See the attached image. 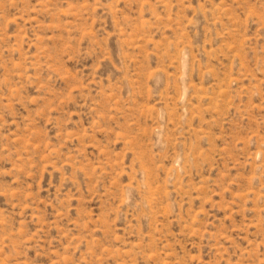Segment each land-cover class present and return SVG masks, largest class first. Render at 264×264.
Segmentation results:
<instances>
[{
  "label": "rangeland",
  "instance_id": "rangeland-1",
  "mask_svg": "<svg viewBox=\"0 0 264 264\" xmlns=\"http://www.w3.org/2000/svg\"><path fill=\"white\" fill-rule=\"evenodd\" d=\"M0 264H264V0H0Z\"/></svg>",
  "mask_w": 264,
  "mask_h": 264
}]
</instances>
